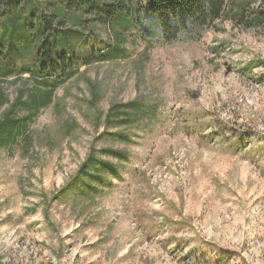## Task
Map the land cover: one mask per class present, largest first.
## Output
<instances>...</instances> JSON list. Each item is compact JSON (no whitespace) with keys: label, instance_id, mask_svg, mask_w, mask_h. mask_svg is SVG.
Instances as JSON below:
<instances>
[{"label":"rangeland","instance_id":"374dc122","mask_svg":"<svg viewBox=\"0 0 264 264\" xmlns=\"http://www.w3.org/2000/svg\"><path fill=\"white\" fill-rule=\"evenodd\" d=\"M142 15L85 24L123 54L82 67L31 141L0 149V264H264V30L218 20L171 43ZM27 78L0 80V117ZM133 101L132 117L106 121ZM92 144L127 152L104 157L119 176L66 190Z\"/></svg>","mask_w":264,"mask_h":264},{"label":"trees","instance_id":"16d2710c","mask_svg":"<svg viewBox=\"0 0 264 264\" xmlns=\"http://www.w3.org/2000/svg\"><path fill=\"white\" fill-rule=\"evenodd\" d=\"M131 1L51 0L43 7L36 0H0V80L24 79L27 75L29 84L27 92L21 90L0 117V149L31 141L29 131L36 117L53 103L56 91L78 75L82 67L123 54V49H98L90 43V39L98 40L92 35L98 24L133 26L144 12L142 19L149 17L161 29L164 40L171 43L200 39L218 20H229L234 27L245 30H264V0H242L238 4L234 0H139L141 14ZM48 7L49 13L45 12ZM85 24H91L92 34L85 33ZM155 25L149 26L147 33L156 30ZM8 101L0 91V109ZM138 106L134 101L114 104L106 121L110 122L112 114L118 123H123L121 117H132ZM113 134L124 139L120 130ZM105 156L121 161L127 159V152L111 147L96 149L92 144L65 189L103 184L106 173L118 177V166Z\"/></svg>","mask_w":264,"mask_h":264}]
</instances>
